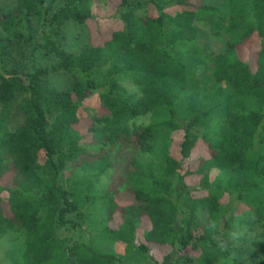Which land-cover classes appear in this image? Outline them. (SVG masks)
<instances>
[{
	"label": "trees",
	"instance_id": "16d2710c",
	"mask_svg": "<svg viewBox=\"0 0 264 264\" xmlns=\"http://www.w3.org/2000/svg\"><path fill=\"white\" fill-rule=\"evenodd\" d=\"M95 1L17 0L1 13L0 239L17 232L20 264H125L100 239L132 244L141 226L156 264H231L216 235L234 212L244 206L264 228V0H109L111 29L68 51L65 26L99 21ZM199 18L230 36L208 59ZM29 44L51 61L21 66L13 52ZM205 64L216 85L190 90ZM58 70L79 76L71 89L49 83ZM126 151L125 171L105 182ZM215 169L228 175L217 192ZM200 209L210 222L195 226L187 213Z\"/></svg>",
	"mask_w": 264,
	"mask_h": 264
},
{
	"label": "rangeland",
	"instance_id": "374dc122",
	"mask_svg": "<svg viewBox=\"0 0 264 264\" xmlns=\"http://www.w3.org/2000/svg\"><path fill=\"white\" fill-rule=\"evenodd\" d=\"M194 3L198 4L200 2L210 5H221L226 0H192ZM17 8V0H0V19L3 18L1 13L6 12L9 9ZM94 9L99 16V21L93 22L89 27L82 24H77L75 22H70L65 26L66 40L64 43V48L71 52H78L84 47L91 44L93 40H100L101 33L108 31L113 26V21L115 19V11L109 5V0H96L94 2ZM196 25L200 29L199 38L197 44L201 48V53L207 59L210 55H215L221 53L225 50L227 42L230 39L228 34H214L210 21L205 18H199ZM0 35H5V31L0 26ZM26 48V53L24 55L22 50H14V58H18L23 67H31L36 65H47L52 56L41 54L40 52L31 53V44ZM209 55V57H207ZM76 78H79L73 72L58 70L51 72L47 79L49 83L58 88L69 90L72 87L73 82ZM125 85L132 91H135L133 84L130 81H126ZM216 85V82L211 74L210 68L205 64L201 66L198 70L193 73V79L189 84V89H209L211 90ZM93 102H85V108L82 109L87 113H93L92 108ZM149 120V119H147ZM22 116L16 106L12 107L11 122L9 126L12 129L17 128L22 124ZM174 140L171 146L177 148L179 143V136L175 134ZM128 151L124 153V156L120 158V161L114 169H112L110 175L103 177L105 182H109L115 176L122 174L128 163L129 158ZM206 157V152L203 148L197 151L198 156ZM196 164V163H195ZM69 175V174H68ZM228 175L227 172L215 169L211 173V183L213 190L217 192L221 189L224 182L226 181ZM5 180L4 182H6ZM90 186V185H89ZM96 186V185H94ZM92 187V186H91ZM209 190V187L208 189ZM211 190V189H210ZM204 192V190L198 191ZM206 191V190H205ZM125 198L126 195H121ZM231 213V212H230ZM229 213V214H230ZM233 214V213H232ZM234 217L230 224V227H221L220 233L216 235V240L223 246L229 248L231 252V259L233 262L231 264H254L262 257V252L256 247L255 243H264V228L255 220L254 213L251 210H246L244 206H240L237 211L234 212ZM187 218L195 225L204 226L209 224L210 216L206 210H197L195 216L188 215ZM193 219V220H192ZM225 233V234H224ZM138 239L132 244H126L118 240H106L100 239L102 243V248L105 251L113 252L120 257L121 261L125 264H156L155 259L146 255L139 248V242L144 239L145 230L143 227H139L137 230ZM19 239L17 232L9 231L0 239V259L3 264H20L21 263V245H18ZM158 257L159 254L155 253ZM164 264H175L172 259L168 263Z\"/></svg>",
	"mask_w": 264,
	"mask_h": 264
}]
</instances>
